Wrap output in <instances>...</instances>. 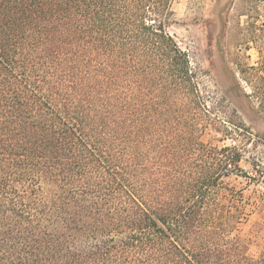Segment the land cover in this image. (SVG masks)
Segmentation results:
<instances>
[{
  "label": "trees",
  "instance_id": "obj_1",
  "mask_svg": "<svg viewBox=\"0 0 264 264\" xmlns=\"http://www.w3.org/2000/svg\"><path fill=\"white\" fill-rule=\"evenodd\" d=\"M174 1L0 0V264H264Z\"/></svg>",
  "mask_w": 264,
  "mask_h": 264
},
{
  "label": "rangeland",
  "instance_id": "obj_2",
  "mask_svg": "<svg viewBox=\"0 0 264 264\" xmlns=\"http://www.w3.org/2000/svg\"><path fill=\"white\" fill-rule=\"evenodd\" d=\"M172 10L168 32L188 55L210 111L225 120L203 141L242 155L243 174L226 179L217 197L242 194L245 215L234 235L257 257L264 250V0H175Z\"/></svg>",
  "mask_w": 264,
  "mask_h": 264
}]
</instances>
